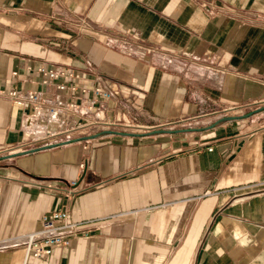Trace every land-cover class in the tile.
I'll use <instances>...</instances> for the list:
<instances>
[{
  "label": "crops",
  "instance_id": "1",
  "mask_svg": "<svg viewBox=\"0 0 264 264\" xmlns=\"http://www.w3.org/2000/svg\"><path fill=\"white\" fill-rule=\"evenodd\" d=\"M39 64L138 135L43 145L0 97V264L58 208L87 234L24 264H264V0H0V86L70 100Z\"/></svg>",
  "mask_w": 264,
  "mask_h": 264
},
{
  "label": "built area",
  "instance_id": "2",
  "mask_svg": "<svg viewBox=\"0 0 264 264\" xmlns=\"http://www.w3.org/2000/svg\"><path fill=\"white\" fill-rule=\"evenodd\" d=\"M36 74L39 76V83L46 85L48 82L55 83V90L63 92L71 99L60 97L50 101L38 95L35 90L18 91L14 88H5L0 86V97L7 99L11 104L27 110L24 126L29 134H38L48 143L70 140L76 133L90 134L105 130L126 131L127 126H122L113 120L101 118L98 110L95 108L97 98L112 99L113 95L104 86L100 76H95L93 83L87 89L86 87H77L72 81L78 77V73L72 70H64L51 66L37 65ZM14 75L15 72H12ZM81 94L89 93L92 98L77 110V102L73 94L76 90ZM211 150L209 147L207 148ZM78 168L83 170V163H78ZM77 182L71 180L68 182L66 193L72 192V187ZM80 222L70 219L68 211L65 208L50 210L43 214L38 220L36 229L23 233L14 238L20 241L24 248L25 263L28 257L37 259V257L50 255L52 249L66 246L71 238L76 236H85L87 231H80Z\"/></svg>",
  "mask_w": 264,
  "mask_h": 264
},
{
  "label": "water",
  "instance_id": "3",
  "mask_svg": "<svg viewBox=\"0 0 264 264\" xmlns=\"http://www.w3.org/2000/svg\"><path fill=\"white\" fill-rule=\"evenodd\" d=\"M261 108H264L261 107ZM260 108V109H261ZM259 109V110H260ZM237 116H233V117H227L228 119H233V118H236ZM242 117V116H241ZM162 131H167L165 129H162V130H153L152 132L153 133H158V132H162ZM167 132H170V131H167ZM105 133H112V134H122V135H138L137 133H131V132H123V131H111V130H105V131H101V132H98V133H93V134H90V135H87V136H84V137H80V138H90V137H95V136H99V135H104ZM73 140H66V141H62V143H66V142H71ZM62 143H58V144H62ZM50 145L48 146H42V147H37V148H34L32 150H28V151H22V152H19V153H29L30 151H34L35 149H43V148H48ZM15 156L16 154H11L9 156ZM7 156V155H6ZM5 158V157H3Z\"/></svg>",
  "mask_w": 264,
  "mask_h": 264
},
{
  "label": "rangeland",
  "instance_id": "4",
  "mask_svg": "<svg viewBox=\"0 0 264 264\" xmlns=\"http://www.w3.org/2000/svg\"><path fill=\"white\" fill-rule=\"evenodd\" d=\"M127 129H131V128L127 127ZM126 131H130V130H126Z\"/></svg>",
  "mask_w": 264,
  "mask_h": 264
}]
</instances>
